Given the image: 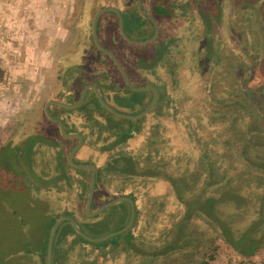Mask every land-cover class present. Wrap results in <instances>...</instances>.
Wrapping results in <instances>:
<instances>
[{
  "label": "rangeland",
  "instance_id": "1",
  "mask_svg": "<svg viewBox=\"0 0 264 264\" xmlns=\"http://www.w3.org/2000/svg\"><path fill=\"white\" fill-rule=\"evenodd\" d=\"M109 1L0 0V264H37L35 260L25 263L22 252L27 240L37 238L39 218L35 211L43 205L37 201L40 206H36L38 203L30 197L29 185L24 180L29 178L21 174L26 172L25 167L18 170L19 164L15 160L20 157L14 148L28 135L46 127L43 105L61 89L63 72H73L79 65L85 71L98 66L97 53L91 46V22L96 10ZM112 1L124 6L123 0ZM152 1H146L147 8H151ZM167 1L155 2L166 4ZM177 1L178 17L165 24V31L180 39L172 58L181 66L175 80L164 74L169 92L174 97L173 107H158L157 113H165L161 118L150 115L151 124L158 123L161 127L160 149L154 150V160L162 155L167 157V148L170 151L168 157L175 161L179 153L198 157L200 152L195 147L190 129L195 140L204 143L214 135L226 136L231 118L236 116L235 102L241 99L238 93L244 88L247 94L251 93L246 95L249 102L242 98L245 107H264V0H215L221 6L222 14L209 34L211 44L206 43L204 21L194 0ZM105 24L104 21L103 29ZM128 24L126 21L127 31ZM63 36L67 39L65 44H62ZM156 44L134 48L154 52ZM215 49L220 52L219 65L213 63L214 57L211 56ZM103 59L106 60L105 56ZM109 67L113 73L114 68ZM227 107H231V112H224L229 109ZM245 120L250 121V117ZM154 130L151 127V134ZM147 143L145 136L139 134L129 141L127 150L137 154L146 152ZM18 147L21 148V144ZM27 151L29 153L30 149ZM96 155L95 149L85 148L79 158L95 159ZM102 159L96 158L95 162L100 163ZM113 177H109L112 188L100 184L102 200L119 195L117 189L121 186L114 187ZM120 181L121 184H131L125 193L133 192L137 197L140 219L135 232L148 237L153 244L173 241L185 207L169 183L142 178L131 181L122 178ZM48 195L66 197L65 193L54 191ZM85 212L88 214L86 208ZM250 220L248 216L242 224ZM189 224L192 252L161 258L159 264L171 260L177 264H197L207 253H213L216 246L217 264L244 259L218 237L207 222L192 218ZM252 260L255 264H264V248ZM126 261L123 256L117 259L118 264ZM128 264L146 263L143 258L136 257Z\"/></svg>",
  "mask_w": 264,
  "mask_h": 264
},
{
  "label": "trees",
  "instance_id": "2",
  "mask_svg": "<svg viewBox=\"0 0 264 264\" xmlns=\"http://www.w3.org/2000/svg\"><path fill=\"white\" fill-rule=\"evenodd\" d=\"M176 2L177 0H174L169 6L156 3L153 5L159 24L164 22L165 17L174 16ZM194 2L204 21V35L209 38V34L214 29V22L221 19V6L215 0H194ZM122 5L124 6L117 4L122 8L125 20L129 24L138 25L145 21L138 12L137 0H123ZM117 35L121 37L119 32ZM210 41L211 38L208 39L207 44H211ZM156 45L151 55V65H157L161 60H165L168 64L173 62L174 47L159 42ZM219 49L211 53L215 65H219L221 60ZM127 58L130 59V56ZM142 62L143 59L140 57V66ZM131 93L138 94L128 88L125 89L121 104L127 102L132 96ZM238 95L241 99L235 102L236 116L231 118L226 136L214 135L204 143L195 140L190 129L195 147L200 152L198 157L179 153L175 161L173 157H168L170 151L167 148V157L164 158L162 155L154 160L153 152L159 150L158 134L154 132L147 143L148 151L132 154L127 149H122L103 165L98 166L92 209L107 201L102 200L98 187L100 184L109 185L110 176L119 174L129 180L150 178L168 182L185 207L184 217L174 233L173 241L161 245L153 244L148 237L135 232L139 224L140 209L136 195L130 192L128 195L136 202V217L129 230L107 240L95 242L79 234L72 223L66 220L56 233L53 264H108L111 260L117 262L121 256L127 259L126 263L139 257L143 258L146 264H159L161 258L175 256L184 251L192 252L190 239L184 238L192 218L211 225L215 234L244 258L239 262L228 264H255L252 258L264 248V107H245L246 102H249L248 97L244 92ZM89 104H97L99 107H87ZM143 108L116 107L119 111L131 113L140 112ZM227 108L229 109L224 112H231V107ZM77 110L89 122L90 132L93 130L99 132L103 139L113 138L108 144L102 145L100 150L104 152L126 144L143 130L144 117L134 120L116 116L103 107L94 95ZM247 117H250V121L245 120ZM158 127L159 125H156L153 129L157 131ZM14 150L20 157L15 160L19 164L18 170L21 166L25 167L26 172H20L24 177L29 178L24 180L29 185L30 197L36 202H42L43 205V208H40L37 202L36 206L39 209L35 212L39 218L38 235L35 241L33 239L26 241L25 250L22 252L25 263L35 260L37 264H47L50 232L55 222L62 216L73 217L80 228L93 237L120 229L128 222L131 214L128 201H122L96 216L86 214L90 174L87 170L73 167L66 159V152L62 151L59 165L48 169L37 165L30 152L18 146ZM140 154L147 156L141 157ZM26 155H29V160ZM126 184L117 189L119 195L125 193V189L129 186ZM50 191L65 193L66 197H50L48 195ZM248 216L251 220L243 225L242 221ZM215 252L217 246L213 253H207L206 257L197 264H217ZM167 264L177 263L171 260Z\"/></svg>",
  "mask_w": 264,
  "mask_h": 264
},
{
  "label": "flooded vegetation",
  "instance_id": "3",
  "mask_svg": "<svg viewBox=\"0 0 264 264\" xmlns=\"http://www.w3.org/2000/svg\"><path fill=\"white\" fill-rule=\"evenodd\" d=\"M112 1V0H111ZM103 5L106 6L108 4H112L116 6L120 12L123 15L124 18V28H125V17L122 11V8H119L113 1ZM156 0H153L151 2V8H147L146 2L143 0V7L146 11H148L152 17L155 19L158 27H159V34L158 36L149 42L146 43H132L129 40H127L121 33L120 31V26H119V17L116 12L114 11H107L103 13L99 20H98V37L100 43L110 49L116 56L119 58L121 65L123 66L124 70L128 73L132 83L136 87H146V86H154L157 91H158V96L156 99V102L154 103L152 109L150 110L149 113L144 115L143 117L144 122H143V130L140 133V135H144L147 141L149 142L151 140V127H154L156 125H159L158 129L159 130H154L158 134V138L160 137L161 134V127L160 124L154 123L153 125L151 124V114H155L157 118H161L164 116L163 111H157L155 110L156 107H173V101L174 97L173 95L169 92V85L168 82L166 81L165 75L164 74H169L172 80H175L178 75V69L181 66V63L178 62L177 60H173L170 64H168L165 60L158 62L157 65L152 66V52L146 50V49H135L134 47L137 45H145L149 43H162L163 45L169 44L170 46L173 47H178L179 46V40H177V37L172 36L171 34L169 35L165 31V24L168 22L174 21L178 17L177 9L178 7L174 8V16H171L170 18H166L162 24H159L156 18L155 12L156 10L154 9L153 5L156 4H161L159 2H155ZM174 0H168L166 4H162L164 6H169L170 4H173ZM178 2V1H177ZM176 4L178 5V3ZM138 3V0H137ZM103 6L99 7L96 12L102 8ZM138 9V7H137ZM94 13V16L96 14ZM139 12V10H138ZM181 12H185L182 10ZM140 14V12H139ZM141 15V14H140ZM93 16V19H94ZM141 17L145 20L144 22H141L138 25L134 24H129V31H126L127 35L135 40V41H145L148 39H151L154 34H155V25L154 23L148 19L145 18L143 15ZM93 19L91 22V37H92V47L95 49L97 53V60H98V66L94 69L90 68L88 71H85L81 65L75 67V71L71 72H63L60 79L62 80V87L59 90L58 93H56L52 98L48 99L45 104L43 105L44 107V114L46 117L47 125L46 127H41L39 130L36 132L28 135L23 141L18 142L16 145L19 146L21 144V149L24 151H27L30 149L31 157L34 159V162L37 165H40L42 167L50 168L51 166H57L59 165L58 161L59 158H61V155L63 152H66V159L68 162L71 164L69 156L70 152L73 149V147L78 143L79 138L78 137H69L65 136L61 133L60 127L57 123L52 121L51 119L48 118V116L45 113V106L46 103L49 100L57 99L60 101H64L67 103H75L79 100L84 88L89 85V84H95L98 86L102 96L104 99L113 107H144L140 112H142L148 105L151 103L153 97H154V91L153 89H144V90H134L130 88L122 73L118 69L117 65L115 64L114 60L112 57H110L108 54H106L104 51H102L98 45L96 44V41L93 36ZM106 22L105 28L103 29V22ZM204 30H205V25H204ZM153 31V32H152ZM117 32L121 34V37H118ZM152 32V33H151ZM193 33V29L190 30V35ZM208 37H206V41ZM62 44H65L67 39L63 36L62 38ZM182 40V39H181ZM206 42V43H207ZM129 44V45H128ZM128 45V46H126ZM178 53V51H177ZM99 54L103 55L101 58L99 57ZM127 55V56H126ZM175 55V53H174ZM105 56L106 60L103 59ZM130 56V59L127 57ZM143 59L142 65L140 66L139 63V58ZM111 65L114 68V72L112 73L110 71ZM84 83V84H83ZM177 83V80H176ZM176 87L177 85L174 84ZM174 87V88H175ZM129 89L135 93L138 94H132L127 99V102H122L121 104V97H123L125 89ZM244 93L245 88L243 89ZM94 93V94H93ZM140 93V94H139ZM251 93L249 92L246 95H250ZM97 97L99 100L95 90L93 88H90L86 92V96L81 104L76 106L75 108H70L68 106L60 105V104H51L50 105V112L51 114L59 118L63 124L65 129L67 130L68 133H80L83 136V141L79 148L77 149L75 155H74V161H76L79 164H85V165H91L94 166L95 171H96V183H97V174H98V166L100 167L103 165L106 160L109 158L117 155L120 150L122 149H127L129 148V141L118 148H114L108 151H101V147L104 145L108 144L113 140V138H102L99 132H90L88 130V123L86 120V117L82 115L81 112L77 110L78 107H83L84 103L90 99V97ZM100 102V100H99ZM101 103V102H100ZM101 105L105 107L102 103ZM86 107V106H84ZM87 107H99L97 104H89ZM72 109V110H70ZM118 110V109H117ZM119 111V110H118ZM112 112V111H111ZM123 112V111H121ZM137 113H131V112H125L129 114H138ZM76 113V114H74ZM76 115V116H74ZM154 116V117H156ZM141 117V118H143ZM124 118V117H123ZM132 119V118H129ZM140 119V118H137ZM136 120V119H134ZM159 131V132H158ZM164 134V132H162ZM139 135V134H138ZM161 139V138H160ZM58 146H57V145ZM103 145V146H102ZM95 149L97 151V155L95 156V159L98 158H103L100 163L95 162L94 164V157L88 158V159H81L79 158V154L85 149ZM160 149V148H159ZM130 150V149H128ZM23 151V152H24ZM63 151V152H62ZM22 152V151H21ZM62 152V153H61ZM135 154V153H132ZM144 156V155H143ZM31 158V159H32ZM94 159V160H93ZM72 165V164H71ZM73 167L77 169H83L89 171L90 178H89V188H90V180H91V171L90 169L86 168H81V167H76L72 165ZM81 176V174H78ZM113 183L114 187L115 185L122 186L124 184H121V179L124 178L127 181L129 178L125 177L124 175H113ZM143 179H150V178H143ZM108 180H110L108 178ZM157 180V179H154ZM163 180V179H159ZM165 181V180H163ZM96 183H95V188H96ZM112 183V184H113ZM104 185V184H103ZM129 185L127 187H131V184H126ZM170 185V184H169ZM101 186L99 185L98 189ZM171 187V186H170ZM104 188H112L111 184L109 185H104ZM89 194V193H88ZM120 195H128V193L120 194ZM118 195V196H120ZM116 196V197H118ZM129 196V195H128ZM115 198V197H114ZM112 198V199H114ZM132 198V197H131ZM88 199V197H87ZM111 200V199H110ZM109 201V200H107ZM106 201V202H107ZM129 202V201H128ZM135 202V201H134ZM87 203V202H86ZM105 203V202H104ZM103 204V203H102ZM136 204V202H135ZM101 205V204H100ZM99 205V206H100ZM187 235L184 237L185 239H189L192 232L189 231L188 229ZM190 232V233H189ZM190 243V242H189ZM192 245V244H191ZM193 247V246H192ZM191 247V248H192ZM118 264V263H116ZM128 264V263H126Z\"/></svg>",
  "mask_w": 264,
  "mask_h": 264
},
{
  "label": "water",
  "instance_id": "4",
  "mask_svg": "<svg viewBox=\"0 0 264 264\" xmlns=\"http://www.w3.org/2000/svg\"><path fill=\"white\" fill-rule=\"evenodd\" d=\"M137 7H138V10L140 12L141 15H143L145 18H148L150 19L154 25H155V34L154 36L151 38V39H148V40H145V41H135L133 39H131L126 31H125V28H124V18H123V15L122 13L120 12V10L112 5V4H108L106 6H103L102 8H100L95 16H94V19H93V27H92V30H93V36H94V39L96 41V44L98 45V47L104 51L106 54H108L110 57H112V59L114 60L115 64L117 65L118 69L120 70V72L122 73L127 85L134 89V90H144V89H153L154 91V97L151 101V103L148 105V107H146L142 112L138 113V114H129V113H125V112H121V111H118L115 107H113L112 105H110L105 99L104 97L102 96L99 88L97 85L95 84H89L87 85L79 100L75 103H67V102H64V101H60V100H57V99H53V100H49L47 103H46V106H45V113L46 115L48 116L49 119H51L52 121H54L55 123H57L60 127V130H61V133L65 136H69V137H78L79 138V141L78 143L73 147V149L71 150L70 152V156H69V159H70V162L72 165L76 166V167H81V168H86V169H90L91 171V180H90V188H89V194H88V199H87V203H86V210H87V213L90 215V216H95V215H98L100 213H102L103 211H105L106 209L114 206V205H117L118 203L122 202V201H129L130 203V206H131V214H130V218L128 220V222L123 226L121 227L120 229H117L115 231H110L104 235H101V236H97V237H93V236H90L88 234H86L81 228L80 226L78 225V223L76 222V220L71 217V216H62L60 217L56 222L55 224L53 225L52 229H51V232H50V236H49V242H48V259H47V264H53V248H54V241H55V237H56V233L60 227V225L66 221V220H69L73 227L75 228V230L81 234L82 236H84L85 238L91 240V241H95V242H99V241H104V240H107L113 236H116L118 234H121V233H124L126 232L127 230H129L133 223H134V220H135V217H136V204L134 202V200L128 196V195H120L118 197H115L114 199H111L103 204H101L100 206L96 207L95 209H92V202H93V198H94V194H95V183H96V171H95V168L94 166H91V165H85V164H79L77 163L76 161H74V155L77 151V149L79 148V146L81 145L82 141H83V136L82 134L80 133H68L67 130L65 129L64 127V124L63 122L59 119V118H56L54 117L51 112H50V105L51 104H60V105H64V106H68L70 108H75L76 106H78L79 104H81L86 96V92L88 89L90 88H93L100 100V102L107 108L109 109L110 111H112L115 115L117 116H120V117H124V118H132V119H137V118H141L143 117L144 115H146L147 113L150 112V110L152 109L154 103L156 102V99H157V96H158V91L157 89L154 87V86H146V87H136L128 73L124 70L123 66L121 65V62L119 60V58L116 56V54H114L110 49L104 47L100 41H99V37H98V20L100 18V16L107 12V11H114L117 13L118 17H119V26H120V31L122 33V35L127 39L129 40L130 42L132 43H146V42H149V41H152L154 40L158 34H159V27L155 21V19L152 17V15L146 11L143 7V0H138V3H137Z\"/></svg>",
  "mask_w": 264,
  "mask_h": 264
},
{
  "label": "crops",
  "instance_id": "5",
  "mask_svg": "<svg viewBox=\"0 0 264 264\" xmlns=\"http://www.w3.org/2000/svg\"><path fill=\"white\" fill-rule=\"evenodd\" d=\"M117 262H114V261H111V262H108V264H116Z\"/></svg>",
  "mask_w": 264,
  "mask_h": 264
}]
</instances>
